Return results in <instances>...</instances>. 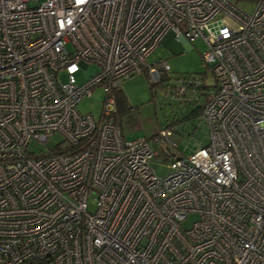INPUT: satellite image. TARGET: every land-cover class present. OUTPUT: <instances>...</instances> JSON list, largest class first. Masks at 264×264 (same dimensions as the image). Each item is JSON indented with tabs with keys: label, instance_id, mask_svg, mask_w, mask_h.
I'll list each match as a JSON object with an SVG mask.
<instances>
[{
	"label": "built area",
	"instance_id": "1",
	"mask_svg": "<svg viewBox=\"0 0 264 264\" xmlns=\"http://www.w3.org/2000/svg\"><path fill=\"white\" fill-rule=\"evenodd\" d=\"M169 29L202 39L213 81L176 79L179 99L205 96L207 140L175 156L160 129L158 176L151 140H124L111 114ZM159 63L155 79L170 69ZM96 85L98 119L76 107ZM0 264H264V0L252 13L231 0H0Z\"/></svg>",
	"mask_w": 264,
	"mask_h": 264
},
{
	"label": "rangeland",
	"instance_id": "2",
	"mask_svg": "<svg viewBox=\"0 0 264 264\" xmlns=\"http://www.w3.org/2000/svg\"><path fill=\"white\" fill-rule=\"evenodd\" d=\"M238 8L246 13H252L255 0H231ZM225 23L236 28L237 23L231 18H226ZM205 45L201 38L192 41H183L176 36L174 30L169 29L162 37L159 44L148 54L140 72H135L126 78L121 86L126 100V108L117 114L118 124L124 140L139 137L151 140V147L157 155L149 160L150 166L158 176L165 175L170 161L161 144L166 145L160 137L153 140V135L160 129H169L166 142L170 152L175 156H185L207 140V126L200 116L193 113L195 105L174 96L172 87L176 79L185 76H203L212 82L211 71L202 61L201 52ZM160 61H166L170 67L163 78L155 79L148 71V65L161 68ZM95 64L80 69L75 73L76 81L84 83L97 72ZM60 80H65V73L60 74ZM191 93L189 92L188 95ZM106 93L102 85L90 89L77 103L76 107L81 113H90L95 119L102 114L103 102ZM63 136L58 131L53 132L45 142L49 149L61 142ZM175 144V145H173ZM167 146V145H166ZM30 149L38 152L45 150L40 144L31 143ZM159 159V160H158ZM195 215H188L183 221L184 227H190Z\"/></svg>",
	"mask_w": 264,
	"mask_h": 264
},
{
	"label": "trees",
	"instance_id": "3",
	"mask_svg": "<svg viewBox=\"0 0 264 264\" xmlns=\"http://www.w3.org/2000/svg\"><path fill=\"white\" fill-rule=\"evenodd\" d=\"M161 78H163L162 74L160 75V79ZM202 80H203V78H202ZM114 96H115L114 97L115 98V111L111 114V116L116 121V119H117L116 115L121 113V112H123L124 109L126 108V100H125V97L123 96L121 88H119L117 91H115ZM191 102L193 103V101H191ZM192 112L197 114V115L200 114V112H201V103H199V104L195 103V106H194ZM154 136H155V134L153 135V137Z\"/></svg>",
	"mask_w": 264,
	"mask_h": 264
},
{
	"label": "crops",
	"instance_id": "4",
	"mask_svg": "<svg viewBox=\"0 0 264 264\" xmlns=\"http://www.w3.org/2000/svg\"><path fill=\"white\" fill-rule=\"evenodd\" d=\"M183 41H185V40H183ZM201 77L203 78V83H204L205 86H210V85L212 84V82H209L210 79H209V81H208L207 79H205V77H203V76H201ZM174 85H175V83H174ZM173 87H174V86H173ZM173 87H172V88H173ZM188 93H189V92H188ZM190 93H191V92H190ZM190 96H192V94H190ZM193 97H194V95H193ZM204 98H205L204 95H200L198 101H193V104L195 105V103H196V104L201 103V102L204 100ZM189 102H191V101H189ZM198 115H199V114H198Z\"/></svg>",
	"mask_w": 264,
	"mask_h": 264
},
{
	"label": "water",
	"instance_id": "5",
	"mask_svg": "<svg viewBox=\"0 0 264 264\" xmlns=\"http://www.w3.org/2000/svg\"><path fill=\"white\" fill-rule=\"evenodd\" d=\"M168 149V148H167Z\"/></svg>",
	"mask_w": 264,
	"mask_h": 264
}]
</instances>
